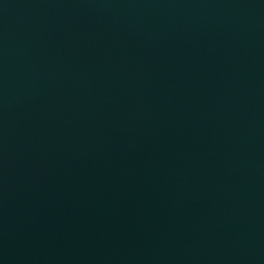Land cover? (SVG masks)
<instances>
[{"label": "water", "instance_id": "1", "mask_svg": "<svg viewBox=\"0 0 264 264\" xmlns=\"http://www.w3.org/2000/svg\"><path fill=\"white\" fill-rule=\"evenodd\" d=\"M0 264H264V0H0Z\"/></svg>", "mask_w": 264, "mask_h": 264}]
</instances>
